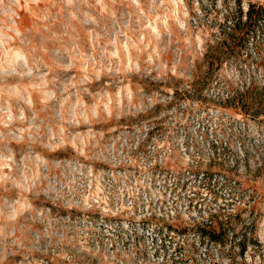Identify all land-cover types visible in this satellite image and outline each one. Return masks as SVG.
Listing matches in <instances>:
<instances>
[{"label":"rangeland","instance_id":"obj_1","mask_svg":"<svg viewBox=\"0 0 264 264\" xmlns=\"http://www.w3.org/2000/svg\"><path fill=\"white\" fill-rule=\"evenodd\" d=\"M0 264H264V0H0Z\"/></svg>","mask_w":264,"mask_h":264},{"label":"trees","instance_id":"obj_2","mask_svg":"<svg viewBox=\"0 0 264 264\" xmlns=\"http://www.w3.org/2000/svg\"><path fill=\"white\" fill-rule=\"evenodd\" d=\"M248 10H247V13L250 15V16H248V19L246 20V23H245V25L247 26V28L249 27H252L253 25V23L255 22L254 21V19L252 18V16H251V9H252V7H251V5H248ZM250 12V13H249Z\"/></svg>","mask_w":264,"mask_h":264}]
</instances>
